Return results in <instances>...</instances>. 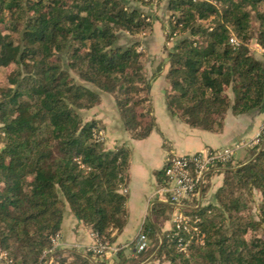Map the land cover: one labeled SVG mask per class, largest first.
Here are the masks:
<instances>
[{
    "label": "trees",
    "instance_id": "16d2710c",
    "mask_svg": "<svg viewBox=\"0 0 264 264\" xmlns=\"http://www.w3.org/2000/svg\"><path fill=\"white\" fill-rule=\"evenodd\" d=\"M130 1L0 0V23L20 34L14 41L0 29V66H13L0 90V253L7 264H46L49 257V264H93L80 254L54 252L52 240L61 232L66 205L101 241L111 243V232L126 224L127 196L121 189L130 153L123 146L104 148L99 122L84 120L81 111L108 94L134 139L155 126L144 52L137 40L127 41L151 29V16ZM166 7V40L173 41L164 74L170 116L220 132L227 113L264 111V0H167ZM232 36L237 43L230 42ZM252 41L260 55L250 48ZM259 147L246 160L216 165L184 206L152 205L158 228L175 211L198 219L203 244L179 251L172 226L160 237L147 220L141 228L146 247L126 264L144 262L159 243L151 260L264 264V148ZM215 173L223 178L212 202L198 205ZM156 175L164 186V169ZM254 191L260 199L252 213L248 202Z\"/></svg>",
    "mask_w": 264,
    "mask_h": 264
},
{
    "label": "crops",
    "instance_id": "0c3cea01",
    "mask_svg": "<svg viewBox=\"0 0 264 264\" xmlns=\"http://www.w3.org/2000/svg\"><path fill=\"white\" fill-rule=\"evenodd\" d=\"M254 50L258 55L261 50L257 44ZM166 72V71H165ZM165 74V73H164ZM156 82L150 84L149 99L152 106V115L155 126L148 136L141 139H127L129 154V170L126 185V224L120 231L113 230L111 236L114 240L111 244L118 248L115 251H107L99 261L101 264H126L136 257V240L138 233L144 223L149 220L154 223L152 215V205L155 202H163L159 189L162 187L158 181L157 171L163 169L166 160L174 155H182L202 151L208 148H218L231 146L240 141H245L254 137L260 129L264 119V111H255L249 114L232 115L227 113L224 116V127L220 132H209L197 127H191L176 117L170 116L166 109L164 99L165 81L162 76L161 88L156 86ZM112 118H116V125L111 128V132L116 131L122 136L127 133L122 128L120 119L116 113L114 102L111 104ZM103 122L109 123L105 116L100 117ZM112 124V123H111ZM126 134V135H125ZM264 148L260 146L259 149ZM253 152L252 148H240L234 157V161H241L244 157ZM254 155L252 156V158ZM251 159V158H250ZM245 160V159H244ZM223 174L215 173L209 179L210 188L213 190L222 182ZM205 196L203 199H206ZM199 195L198 205L202 202ZM175 211L173 215L176 213ZM155 224V223H154ZM172 226V220H163L161 227H155L158 234L162 235L165 230ZM94 242V236L90 228L85 226L66 207L64 212L61 232L54 245V252L66 256L69 253L88 255L87 248ZM91 257V256H90ZM96 264L98 260L91 257ZM146 261V260H145ZM140 264H160L168 262L166 260H149ZM50 257L46 264H49ZM93 263V261H92Z\"/></svg>",
    "mask_w": 264,
    "mask_h": 264
},
{
    "label": "built area",
    "instance_id": "2783aa9c",
    "mask_svg": "<svg viewBox=\"0 0 264 264\" xmlns=\"http://www.w3.org/2000/svg\"><path fill=\"white\" fill-rule=\"evenodd\" d=\"M230 42L237 43V39L232 36ZM263 144L264 119L260 125L259 132L250 139L240 141L231 146L208 148L168 158L163 167L166 182L159 189L162 200L175 207L184 206L182 202L196 194L198 184L200 185L204 182L203 176L214 169L217 170L216 165L232 160L240 148H253L263 146ZM172 229H174L172 237L176 239L179 251L186 253L191 244H195V242H197V245L203 244L205 234L199 227L198 219H191L189 215L177 211L172 218ZM180 232H183V235L186 236H181ZM92 235L94 236V242L87 248V252H91L96 257H101L107 251L116 252L118 250L111 243L101 241L95 233L92 232ZM57 238L58 236L52 240L54 245L57 242ZM146 243V235L140 229L135 248L140 251L146 247ZM0 264H7V258L4 253H0Z\"/></svg>",
    "mask_w": 264,
    "mask_h": 264
},
{
    "label": "rangeland",
    "instance_id": "374dc122",
    "mask_svg": "<svg viewBox=\"0 0 264 264\" xmlns=\"http://www.w3.org/2000/svg\"><path fill=\"white\" fill-rule=\"evenodd\" d=\"M130 2L132 5L141 9V11H143L145 14H148L149 17L151 16V18H149V21H151V29H147L145 32H142L138 35L130 36L131 38H128L127 41L129 39L130 40L133 39V40H137L138 42H140V45L138 48L141 52H144V65H145V74H146L145 76L151 85L153 81L154 82L157 81V84H156L157 88L158 87L161 88V86L163 85L162 76H164V73L167 70V67L169 64L168 59H167V51L173 45L172 40H169V41L166 40V31L169 30L168 28L169 11L167 10V7H166L167 0H145L144 3H141L140 1L131 0ZM205 23L207 24L208 22L205 21ZM0 29L3 33L9 32L8 28H6L3 25V23H0ZM9 33H10L9 35L14 41H17V39L20 36V34L17 32H9ZM125 36L126 34H122V37L120 39L121 44H124L125 42H127ZM254 45L255 43L254 41H252L250 44V48L252 50H254ZM62 62L63 64H65L64 67H66V63L68 62L67 53L62 55ZM12 68L13 66H8V67L0 66V90L2 89V86H5L7 84V76L10 74ZM68 71L76 81H79L75 70H73L72 68H68ZM113 97L114 96L112 95L104 94L101 97V101L96 106L90 109H84L81 111L82 117L84 120L95 119L99 122V130H98L97 136L100 137L99 140L101 141L104 148L114 149L115 147L123 146L127 148L128 151L130 152L127 139H124V138L129 137L130 139H134L135 134L130 131H125L127 135L125 134L126 136H122V134H118L116 131H114L113 133L111 132L112 125L113 126L116 125L115 124L116 118L115 119L112 118L113 116H112V110H111L112 108L111 104H113L114 102ZM102 116L103 117L105 116V118H108L110 124H107V122H103L102 119L100 118ZM151 116L153 117L152 113H151ZM122 128H123V125H122ZM1 145H2V142L0 141V146ZM249 156L244 157V159L246 160ZM235 162H237V160H235ZM121 191L122 193L126 194V191L124 188H122ZM214 192H215V189L213 190V188H209L207 192L205 193V196L207 197L206 199L202 201V204L207 205L208 203L212 202V197H213ZM259 199H260L259 193L254 191L252 200L248 202V205L250 206V211H252V213L256 212V206H257L256 204L257 202H259ZM160 245L161 243H159V246ZM194 245L197 246V242H195ZM188 252H189V249L186 253ZM160 264H171V263L162 262Z\"/></svg>",
    "mask_w": 264,
    "mask_h": 264
},
{
    "label": "water",
    "instance_id": "95a60500",
    "mask_svg": "<svg viewBox=\"0 0 264 264\" xmlns=\"http://www.w3.org/2000/svg\"><path fill=\"white\" fill-rule=\"evenodd\" d=\"M160 248V246L158 247V249ZM157 249V250H158ZM156 250V251H157ZM156 251L154 252V254L153 255H151L145 262H147V261H149V260H151L152 258H153V256L155 255V253H156ZM87 258H89L91 261H93V264H96L95 262H94V260H92L91 259V257L89 256V255H85Z\"/></svg>",
    "mask_w": 264,
    "mask_h": 264
}]
</instances>
